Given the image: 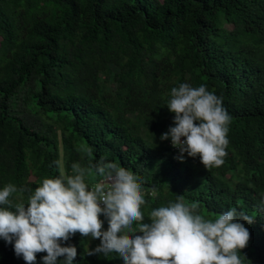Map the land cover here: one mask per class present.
Here are the masks:
<instances>
[{"label":"trees","instance_id":"1","mask_svg":"<svg viewBox=\"0 0 264 264\" xmlns=\"http://www.w3.org/2000/svg\"><path fill=\"white\" fill-rule=\"evenodd\" d=\"M185 82L231 116L219 167L160 140ZM102 156L142 182L144 223L178 198L206 218L242 209L254 220L239 255L264 264V0H0V188L27 204L43 179ZM68 243L78 264H123L88 256L79 233ZM0 264L26 262L0 239Z\"/></svg>","mask_w":264,"mask_h":264},{"label":"clouds","instance_id":"2","mask_svg":"<svg viewBox=\"0 0 264 264\" xmlns=\"http://www.w3.org/2000/svg\"><path fill=\"white\" fill-rule=\"evenodd\" d=\"M166 105L175 115L160 140L178 149L175 159L198 157L205 168L221 166L231 122L223 97L204 84L185 82L171 89ZM71 167L72 175L43 179L27 204L10 199L25 189L11 183L0 188V239L26 264H37V253H46L39 264H78L77 247L68 243L77 233L99 241L88 256L115 255L123 264H243L239 251L250 231L242 221L251 224L254 218L242 209L206 218L198 201L178 198L153 209L151 222L144 223L145 194L136 176L106 156L91 165L95 183L88 168L78 162Z\"/></svg>","mask_w":264,"mask_h":264},{"label":"rangeland","instance_id":"3","mask_svg":"<svg viewBox=\"0 0 264 264\" xmlns=\"http://www.w3.org/2000/svg\"><path fill=\"white\" fill-rule=\"evenodd\" d=\"M90 172H91V171H90ZM91 173H92V175H90V176L88 177V179H90V180H95L96 176H95L94 172H91ZM89 240H90V243H91L94 247L97 246V245L99 244V241H98V240H92L91 237H89Z\"/></svg>","mask_w":264,"mask_h":264},{"label":"built area","instance_id":"4","mask_svg":"<svg viewBox=\"0 0 264 264\" xmlns=\"http://www.w3.org/2000/svg\"><path fill=\"white\" fill-rule=\"evenodd\" d=\"M96 181H93V182H91V183H95Z\"/></svg>","mask_w":264,"mask_h":264}]
</instances>
